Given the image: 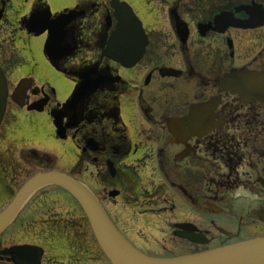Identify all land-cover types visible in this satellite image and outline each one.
<instances>
[{
  "label": "flooded vegetation",
  "instance_id": "af4514ba",
  "mask_svg": "<svg viewBox=\"0 0 264 264\" xmlns=\"http://www.w3.org/2000/svg\"><path fill=\"white\" fill-rule=\"evenodd\" d=\"M119 1L132 8L147 41L140 61L129 67L103 57L119 25L114 0L54 6L51 0H0V68L8 85L22 61L23 39L40 37L29 21L74 11L78 48L55 66L75 84L82 71L110 81L85 101L77 125L68 116L62 121L66 138H57L77 153L68 174L93 179L92 191L133 245L158 235L159 244L179 246L186 255L264 237V0ZM25 79L31 82L25 93L18 89L21 78L9 88L0 126V212L31 177L52 167L35 149H22L12 126L38 103L45 111L55 97ZM205 105L210 109L196 110ZM193 113L196 122L183 123ZM36 196L0 235V264H22L8 249L38 246L7 240L12 229H40L36 239L62 245L77 235L79 250L90 243L84 215L60 217L46 197ZM135 224L144 229L134 231ZM65 230L71 237L59 232ZM41 264H55L45 249Z\"/></svg>",
  "mask_w": 264,
  "mask_h": 264
},
{
  "label": "water",
  "instance_id": "95a60500",
  "mask_svg": "<svg viewBox=\"0 0 264 264\" xmlns=\"http://www.w3.org/2000/svg\"><path fill=\"white\" fill-rule=\"evenodd\" d=\"M114 8L119 14V25L114 34V42L113 39L109 41L107 48L103 51V57L117 60L125 67H129L140 61L144 55L147 45L146 35L142 23L127 3L114 0ZM76 19L74 11H72L52 21L38 17L29 21V29L36 36L48 33L45 55L54 66L65 57L72 56L78 48L74 30L71 28ZM259 78L262 79L264 85V74ZM78 79L81 82L75 88L71 99L62 106V110L52 113L54 125L57 128V136L61 139L66 138V128L62 124L63 119L68 116L72 126L77 125L85 101L110 81L107 76L98 74L96 71H91V73L82 71L79 73ZM30 86V81L23 80L18 89H23V93H25ZM7 101L8 82L0 68V125L6 112ZM44 106L45 104L38 103L30 110L42 112ZM208 108L210 109V106L205 105L195 109L199 111V109L208 110ZM202 113L205 115L206 111ZM197 119H201V116H198ZM195 122L196 115L193 113L183 123L193 125ZM201 124L203 125V122L197 121L199 128ZM179 125L185 126L182 123ZM199 128L197 129L199 130ZM50 186L64 190L80 205L100 249L111 264H264V237L178 257L156 258L147 256L122 236L99 199L85 184L60 172L39 173L23 185L12 202L0 213V235L11 225L33 195ZM110 196L114 197V193H111ZM6 253L17 259L21 258L22 264H41L44 251L36 246L23 245L8 249Z\"/></svg>",
  "mask_w": 264,
  "mask_h": 264
},
{
  "label": "rangeland",
  "instance_id": "374dc122",
  "mask_svg": "<svg viewBox=\"0 0 264 264\" xmlns=\"http://www.w3.org/2000/svg\"><path fill=\"white\" fill-rule=\"evenodd\" d=\"M58 3L59 0H51V5L53 6ZM46 39L45 35L33 37L31 39H23V42L21 43V48L24 49L22 61L10 71V76L14 77L12 78L13 80L9 81V88L12 89L15 87V81L20 78H31L34 81L36 88H44L48 91L52 90L55 92V97L50 106L44 112H22L20 120L13 122L12 126L18 131L19 144L22 145V149L31 148L38 152L49 154L51 158L52 156L55 157L57 160L55 171L68 173L76 164L77 153L70 143L63 142L57 138L56 130L52 118L49 115V111L52 106L63 104L73 93L76 84L73 80L68 78L66 74L61 73L51 62L48 61L44 52ZM46 62H48V65ZM14 69H16V71ZM23 168L25 170L28 166L24 164ZM35 172V170H31L27 177L34 175ZM89 180L90 181H83L88 187L93 188L90 186L93 185V179ZM38 196L46 197L49 205L54 209L53 214H60V217L72 218L74 214L83 215L76 200L65 191H60L55 187H47L39 192L36 197L39 198ZM34 200H36V198H34ZM38 204L39 202L35 205L37 206ZM136 229L142 230L144 228L142 227V224H135L134 231ZM87 231L88 237L91 238V244L89 242L87 243L88 247L91 248L87 250L88 247L86 245L87 251L82 248L79 250L80 244L78 240L74 241L75 238L78 237L77 235L72 238L73 240L65 239L64 245H62L59 240L50 241L36 239L37 236L34 235V233H40V229H34L32 232L31 230L26 229H12L8 230L4 234V237L7 240L10 238L13 242L32 243L42 246L45 249L46 258L53 259L55 264H70L71 260H75V264H109L88 226ZM59 232L64 234L67 233L66 230ZM72 233L73 232L70 231L67 234L71 237ZM145 234L149 235L150 232L144 230L142 235ZM52 235L53 234L50 236ZM154 236L157 237V239H155L156 241H146L141 237L139 238V241L134 243V246L143 253L155 257H173L181 256L183 254V250L182 248H179V246L159 244L158 241H161V239L158 235ZM169 250H172V252Z\"/></svg>",
  "mask_w": 264,
  "mask_h": 264
},
{
  "label": "trees",
  "instance_id": "16d2710c",
  "mask_svg": "<svg viewBox=\"0 0 264 264\" xmlns=\"http://www.w3.org/2000/svg\"><path fill=\"white\" fill-rule=\"evenodd\" d=\"M42 156L43 155H41V154H38V159L39 160H42V159H45L46 160V162L48 163V164H50V161H52V162H54L55 160L54 159H52V158H50V157H45V158H42ZM88 223V222H87Z\"/></svg>",
  "mask_w": 264,
  "mask_h": 264
}]
</instances>
